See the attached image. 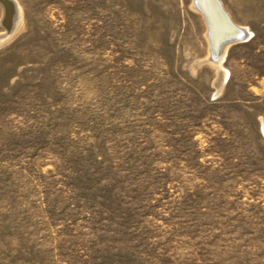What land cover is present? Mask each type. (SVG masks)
<instances>
[{
    "label": "rangeland",
    "instance_id": "rangeland-1",
    "mask_svg": "<svg viewBox=\"0 0 264 264\" xmlns=\"http://www.w3.org/2000/svg\"><path fill=\"white\" fill-rule=\"evenodd\" d=\"M15 1L0 264H264V0L220 92L193 0Z\"/></svg>",
    "mask_w": 264,
    "mask_h": 264
},
{
    "label": "bare ground",
    "instance_id": "bare-ground-1",
    "mask_svg": "<svg viewBox=\"0 0 264 264\" xmlns=\"http://www.w3.org/2000/svg\"><path fill=\"white\" fill-rule=\"evenodd\" d=\"M219 1H221L224 11L230 16L233 25L227 23L213 0H193L194 9L201 15L207 28L206 40L209 43L211 55L206 61L216 67L218 78L215 87L217 92L221 91L229 74L223 66L227 49L233 43L242 41L251 34L249 28L236 23L233 15L227 10L225 2ZM0 6L3 11L0 24L5 27V31L0 34V45H3L21 28L23 16L22 10L15 0H3V2L0 0Z\"/></svg>",
    "mask_w": 264,
    "mask_h": 264
},
{
    "label": "water",
    "instance_id": "water-1",
    "mask_svg": "<svg viewBox=\"0 0 264 264\" xmlns=\"http://www.w3.org/2000/svg\"><path fill=\"white\" fill-rule=\"evenodd\" d=\"M1 1L3 2V0H1ZM213 2H215V4L217 5L219 11L221 12V14H223L224 19L227 21V23L233 25V23H232V21L230 19V16L224 11L221 1L213 0Z\"/></svg>",
    "mask_w": 264,
    "mask_h": 264
}]
</instances>
